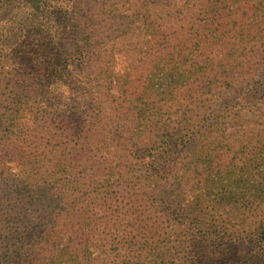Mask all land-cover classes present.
Wrapping results in <instances>:
<instances>
[{
	"label": "trees",
	"instance_id": "trees-1",
	"mask_svg": "<svg viewBox=\"0 0 264 264\" xmlns=\"http://www.w3.org/2000/svg\"><path fill=\"white\" fill-rule=\"evenodd\" d=\"M143 1L132 0V112L120 104L116 123L103 1L0 0V55L13 56L0 70V158L33 155L21 173L0 167V264L99 251L116 221L102 197L113 153L132 156L124 263L264 264V0Z\"/></svg>",
	"mask_w": 264,
	"mask_h": 264
},
{
	"label": "rangeland",
	"instance_id": "rangeland-1",
	"mask_svg": "<svg viewBox=\"0 0 264 264\" xmlns=\"http://www.w3.org/2000/svg\"><path fill=\"white\" fill-rule=\"evenodd\" d=\"M102 1L105 8L112 11H107L104 15L106 22L103 27V30L106 31L105 38L108 46V52L106 57L103 59L104 71L102 75L104 80L103 82L106 85V88H104L105 112L110 111L112 113V118L116 123H123L125 114L124 109L120 106V104L124 105L125 103L132 112V59L134 56V51L132 50V37L137 34L136 31L134 36H132V0H130V2H128V0ZM151 1L153 0H150V2L148 0H144L142 6L145 8L152 7L154 3H151ZM162 1L166 2L167 0ZM18 17L20 20L16 23L18 21ZM18 17L16 16L11 21V26L14 27V29L9 28L8 31L3 34L4 41L7 40L11 31L17 33V28L21 25V22L24 21V15L19 14ZM145 19L146 22L144 27L147 31H151V29L156 26L152 23L154 20V12L148 13ZM137 23H142V21ZM1 49L2 48H0V50ZM7 50L6 53H8ZM217 50L223 51L219 47ZM263 53L264 50H262V56ZM12 60L13 56L11 55H0V70L3 71L4 68L9 65L11 66ZM139 64L141 65V67L139 65L140 73L141 71L146 73L147 64L145 62ZM22 67L23 65L18 67L20 72L24 70ZM257 73L260 74L263 79L264 62H261ZM134 74H136V71ZM134 79H136V77ZM42 99L44 98L41 97V100ZM123 100H125V102ZM47 104L52 106L51 101H47ZM23 115H25V117L21 116L20 123L24 126L23 128H27L33 124V116L27 111H24ZM130 117L132 119V113L130 114ZM104 139L105 144L112 143L114 145L113 141H107L106 137H104ZM21 155L33 158L30 151L24 153L22 151L15 150L14 148L3 151L0 158V167L7 168V170L8 168H11L13 173H21V171L27 168V160ZM104 159L106 160V162H104L105 166L108 167L112 164V168L111 170H106L107 183L106 185H103V214L107 217L106 219H110L111 210L114 209L115 212L113 218H116L114 225H107L104 223L101 228L100 233L102 234V238H104V246L96 252H92V249L80 250L75 255H71L70 253L65 254L64 250L61 254V263L52 261L49 264H132L131 262H123L124 250L122 249V244L120 243L121 234H123L126 224V220L124 219V216L126 215L122 212V207L128 203L127 200L123 199V191L132 189V183L124 184L121 181V175L127 170L125 165L128 164L126 163L132 165V156L125 157L121 154L113 153L107 154ZM0 187L4 189L6 185H0ZM110 191L112 193H109ZM2 196L3 193L0 192V198H2ZM111 196L114 198H110ZM105 228L106 230H104ZM31 257L38 259V262L32 264H46L43 259L46 258V260H48L49 258L56 257V254L39 252V254H32Z\"/></svg>",
	"mask_w": 264,
	"mask_h": 264
}]
</instances>
